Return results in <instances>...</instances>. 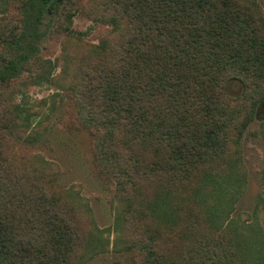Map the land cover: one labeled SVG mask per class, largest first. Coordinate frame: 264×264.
I'll return each mask as SVG.
<instances>
[{
  "label": "trees",
  "instance_id": "trees-1",
  "mask_svg": "<svg viewBox=\"0 0 264 264\" xmlns=\"http://www.w3.org/2000/svg\"><path fill=\"white\" fill-rule=\"evenodd\" d=\"M74 4L0 0V89L45 77L40 44L72 32ZM101 13L113 39L82 61L77 116L137 264H257L219 224L238 187L233 154L264 100L263 13L253 0H103ZM1 150L0 264H79L66 196L15 174Z\"/></svg>",
  "mask_w": 264,
  "mask_h": 264
},
{
  "label": "rangeland",
  "instance_id": "rangeland-1",
  "mask_svg": "<svg viewBox=\"0 0 264 264\" xmlns=\"http://www.w3.org/2000/svg\"><path fill=\"white\" fill-rule=\"evenodd\" d=\"M102 1L75 0L72 32L40 44L45 77L35 81L26 71L0 89L1 154L15 174L39 173L49 187L66 196L85 239L79 264H137L138 253L128 248L118 218V198L99 174L91 136L77 116L82 61L96 55L103 40L113 39L111 24L102 17ZM253 1L264 15V0ZM241 91L239 82L228 83L229 95ZM233 156L230 171L238 187L227 205L228 223L222 219L219 225L237 231L248 245L246 262L259 258L257 264H264V100L257 104ZM189 199L187 204L192 203Z\"/></svg>",
  "mask_w": 264,
  "mask_h": 264
}]
</instances>
